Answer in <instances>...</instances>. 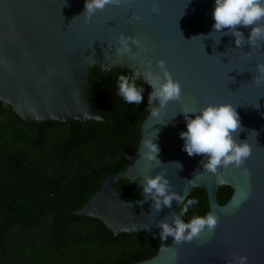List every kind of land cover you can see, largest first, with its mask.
I'll return each instance as SVG.
<instances>
[{
    "label": "water",
    "instance_id": "1",
    "mask_svg": "<svg viewBox=\"0 0 264 264\" xmlns=\"http://www.w3.org/2000/svg\"><path fill=\"white\" fill-rule=\"evenodd\" d=\"M154 3L158 12L152 11ZM84 4L85 0H0V101L31 124L105 121L107 117L95 110L90 97L92 68L105 73L144 72L151 60L153 71L160 72L156 67L160 59L180 82L182 100L169 101L156 116L152 111L159 102L153 101L141 124L138 148L126 154L127 168L109 175L81 208L63 206L64 210L100 218L114 236L128 232L155 238L158 253L133 264H229L236 256L246 257V264H264V84L257 87L252 81L256 65L264 63V44L238 48L234 36H208L215 23V0H122L119 7L97 11L88 22L78 17ZM133 15L140 20L131 19ZM239 30L247 40L250 27ZM121 34L141 41L143 51L131 46L133 53H139L135 59L131 54H116ZM137 79L148 85L142 76ZM221 103L236 108L245 129L239 140L248 141L252 154L241 169H221L224 183L218 184L217 176L203 172L201 161L206 157H189L183 150L180 132L187 130L182 112ZM156 131L153 142L160 148L161 163L140 159L143 139L154 138ZM169 162H179L182 168ZM161 171L182 196L205 188L209 209L218 219L214 231L205 230L192 242L179 245H174V237L161 239L157 223L166 216L171 223L170 212H178L181 205L173 201L171 209L156 212L140 183L143 176ZM197 171L202 174L192 185L187 180L194 179ZM121 179L134 183L135 199L127 201L117 192L115 185ZM223 185L233 189L225 204L218 200Z\"/></svg>",
    "mask_w": 264,
    "mask_h": 264
},
{
    "label": "trees",
    "instance_id": "2",
    "mask_svg": "<svg viewBox=\"0 0 264 264\" xmlns=\"http://www.w3.org/2000/svg\"><path fill=\"white\" fill-rule=\"evenodd\" d=\"M121 74L133 75L129 69L90 72L92 104L105 121L31 124L0 101V264H133L158 253V242L145 233L114 236L100 218L63 208L85 205L109 175L127 168L126 154L139 146L149 86L137 79L143 100L128 104L117 95ZM115 186L127 201L138 194L129 179ZM232 192L221 186L219 202ZM193 198L199 203L183 217L187 222L209 212L205 188L187 196Z\"/></svg>",
    "mask_w": 264,
    "mask_h": 264
},
{
    "label": "clouds",
    "instance_id": "3",
    "mask_svg": "<svg viewBox=\"0 0 264 264\" xmlns=\"http://www.w3.org/2000/svg\"><path fill=\"white\" fill-rule=\"evenodd\" d=\"M121 3L122 0H85V10L78 17H83L85 22H88L97 11H103L109 5L119 7ZM152 11H159L155 3ZM212 15L215 23L213 32L209 33L208 36L212 33H221L220 38L225 35L234 36L238 48L246 43L251 47L264 44V0H215ZM131 19L139 21L140 16L133 15ZM241 26L251 29L247 40L244 33L239 30ZM224 29L228 31L225 32ZM220 38L216 42L217 44L220 42ZM118 45L115 49L117 55L131 54L133 59L139 53L132 52V45L143 51L141 41L137 37L121 34L118 38ZM146 63L148 67L144 72L135 69L131 76L119 75L117 95L128 104H140L143 100L144 88L142 85H137V78L142 76L152 89L148 96L149 105H152L153 101L158 100L159 102V107L153 108L152 111V115L156 116L158 110L164 108L169 101L179 102L182 100V89L180 82L173 79L165 60L156 61V67L160 69V72L153 71L151 60ZM255 71L256 74L252 81L259 87L264 84V63L257 64ZM256 107L259 108V104ZM182 113L185 116L187 127L186 131L180 132V138L184 141L183 150L189 157L197 155L206 157V160L201 161L203 172L217 176V183L223 184L224 180L220 170L227 169L229 166L241 169L252 154V146L248 141L239 140V133L245 130L239 113L230 103L208 104L199 111L193 109L188 113ZM189 113L194 114V118L189 116ZM157 131L154 138L143 139L140 147V159L149 162L159 161L157 157L160 148L157 143L153 142L157 137ZM252 132H255L256 136L258 135L255 130ZM141 149L143 150L141 151ZM169 163L177 165L178 169L182 168L179 162ZM198 174L202 173L195 172V178L187 181L194 185ZM244 175H250L247 168H244ZM140 183L143 190L142 194L151 199L152 208L156 212L161 211L163 207L171 209L173 201H177L181 205L178 212H170L171 223L168 222L167 216L157 223L156 226L161 229L160 237L162 240L171 236L174 237V245L184 242L190 243L203 231L212 232L215 230L218 219L211 211L206 216H193L190 221L185 223L182 217L188 213L190 207L198 204L199 201L195 198L187 199L188 194L182 196L173 191L165 171L154 176H143ZM246 260L247 258L242 256L234 258V262H238V264H246ZM234 262L230 261L229 264H234Z\"/></svg>",
    "mask_w": 264,
    "mask_h": 264
},
{
    "label": "flooded vegetation",
    "instance_id": "4",
    "mask_svg": "<svg viewBox=\"0 0 264 264\" xmlns=\"http://www.w3.org/2000/svg\"><path fill=\"white\" fill-rule=\"evenodd\" d=\"M230 196L221 204H225L228 200H229ZM209 212H210V209H209Z\"/></svg>",
    "mask_w": 264,
    "mask_h": 264
}]
</instances>
